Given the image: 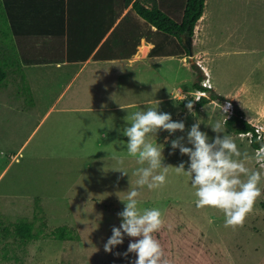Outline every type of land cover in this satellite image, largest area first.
Returning a JSON list of instances; mask_svg holds the SVG:
<instances>
[{"label":"rangeland","instance_id":"1","mask_svg":"<svg viewBox=\"0 0 264 264\" xmlns=\"http://www.w3.org/2000/svg\"><path fill=\"white\" fill-rule=\"evenodd\" d=\"M225 1L230 6L226 16L233 19L237 34L225 43L218 29L220 22H214V36L205 38L211 59L208 66L220 91L241 89L246 92L242 99L249 96L257 100L255 109L242 113L264 126V2ZM1 28L9 39L8 25L1 23ZM201 57L192 55L193 60ZM156 63L132 73L125 62H90L80 72V62L66 61L60 67L49 62L28 67L27 79L17 66L5 67L7 76L0 84V264H133L136 254L125 257L123 253L130 241L139 238L125 235L123 244L115 246L112 253L104 251L112 228L122 222L117 214L125 204L120 198L135 187L133 172L141 167L128 155V137L123 134V129L131 126L125 117H130L139 103L133 107L125 104L170 95L174 83L192 91L196 75L204 74L195 63L194 69L175 81L179 76L172 72V65ZM187 97L195 105L192 97ZM222 100L211 103L208 107L214 109L204 118L198 104L191 112L186 108L183 132L160 130L146 137L163 148L162 163L169 167V173L162 187L141 190L138 206L141 211L158 208L162 212L163 226L154 235L167 264H264L263 169L255 167L261 171L262 195L243 227L235 229L224 226L222 211L198 209L191 178L174 171L182 162L187 170L190 161L178 148H171V140L183 137L181 142L192 147L187 134L199 121L200 130L211 142L217 135L211 125L224 117L216 104ZM151 102L145 110L154 105L170 113L173 121H181L184 107L176 99ZM197 115L201 116L198 120ZM223 134L231 136L243 152L254 153L246 138L241 140L226 125ZM120 157L128 175L112 169L117 167L115 158ZM35 215L45 221L42 234L25 244L14 237L13 225L32 220L34 229H39L43 221ZM63 225L73 229L76 237L53 233Z\"/></svg>","mask_w":264,"mask_h":264},{"label":"crops","instance_id":"2","mask_svg":"<svg viewBox=\"0 0 264 264\" xmlns=\"http://www.w3.org/2000/svg\"><path fill=\"white\" fill-rule=\"evenodd\" d=\"M140 1L145 6L157 4L158 7L164 9L166 13L177 22L181 21L183 8L186 3V0ZM64 2L66 7L69 5V8H66V13L64 16L65 29L63 33H36L34 31L29 33L19 32L20 26L28 27L30 24H36L37 22L43 24L46 23L45 19H48L49 17L53 23L54 17L57 19L59 16V14H57V16L54 14L55 10L53 9L55 8L54 5H57V7L60 6V2L58 0H9L7 2L8 7L13 9L11 16H15L13 18V22L18 28V31H15L14 27H11L12 23L9 19L5 22L11 31V35L9 36L8 40H11L17 53V61L13 62L19 63L21 65L25 78L28 76L26 73L28 67L38 64H45L46 66L49 62H55L56 67H60L66 61L80 62L81 65L77 72L85 69L90 62H125L128 68H130L131 72L134 73L139 71L142 66H146L149 63L152 64L157 61L156 64L159 66H161V63L163 62H167L172 65V72L179 76L177 79H175V81H178V79L181 78V74H183V72L187 74L190 69H194V67L191 65L194 63V58H192V55L194 56L196 54L198 56H202L201 58L195 59H199L200 63L207 69L213 84L214 93L224 98H230L241 111H246V109L252 107L255 109L256 105H258L256 103L257 100L249 96L242 99V94L246 93L243 92V90H233L232 88L223 93V91H220L217 88V85H215L213 82L212 70L208 66L211 60L210 51L206 48L207 43L205 38L210 39L212 36H214L212 31H214L216 28L214 22H217V20L218 23L220 22L218 24V29L221 31V38L224 39L225 43L228 42L231 37H233V35L237 34L235 33L237 32V28H235L232 24L233 19L226 16V11L228 14V8H230V6L225 0H204L202 14L197 19L193 34L191 36L186 32H180L178 35H176L174 33H166V31L157 29L154 25L148 23L141 15L137 13L135 9L132 8L133 0H130L128 3L127 0H112L111 2L105 0H64ZM103 2H105V4H102ZM225 8H227V10H225ZM50 10L53 11V13L50 12ZM236 14L237 19L239 20L240 10ZM225 19L227 21H224ZM67 25L70 26L72 33H77L79 38V40L76 38L75 42L72 40V47H79L80 45L89 46L97 38H99L95 48L89 53L87 57H79V49H75L77 56L69 57L67 50ZM59 26H57V29L60 28ZM107 38L108 47H106V49L114 48L115 51H118L119 53L121 51L120 49H122L121 52L123 55L119 54V56L112 55L106 57L93 56L96 49L102 45ZM224 41H222L223 45L225 44ZM189 43L191 44L192 54H190L189 49L188 52L183 49V46H187ZM202 44H204V46H202ZM154 45L159 46V48L153 54L151 53V49L154 47ZM197 46L201 47L197 49ZM134 48L135 51H133ZM115 51H111L110 53ZM132 51L133 53L131 55H125V53H130ZM15 66L18 67L17 64H15ZM11 67L15 69L14 66ZM192 75H194V71ZM196 76H198V74ZM190 92V90L184 91L180 86H178V83H174L170 88V95L141 99L139 101H130L125 105L133 107L132 104L139 103V108L134 109V111L131 112L132 115L137 111H146L145 108L150 106L147 101H154L157 99H173L174 97L177 102L181 103L185 96H189ZM180 94L182 95L181 98H179ZM178 98L181 100L179 101ZM211 103L215 102H207L198 105L200 109L198 112H203V118L206 117L205 113L208 110L214 109V106L212 105L211 107H208ZM195 105L197 106V104ZM195 105H193V107ZM182 106L184 107V113L181 117V121H184L188 114L186 112V104H182ZM152 107L158 108L154 105ZM158 111L161 112L159 108ZM199 117L201 116L197 115L196 120H198ZM243 118L249 122L250 125L253 123V119L249 116H243ZM235 134H237V137L239 136L238 133ZM245 141L246 145H249L250 147L252 146L247 138ZM241 147L243 148L242 144ZM253 149L255 150V148ZM247 164L252 170H255V167L260 168L259 165L254 163Z\"/></svg>","mask_w":264,"mask_h":264},{"label":"clouds","instance_id":"3","mask_svg":"<svg viewBox=\"0 0 264 264\" xmlns=\"http://www.w3.org/2000/svg\"><path fill=\"white\" fill-rule=\"evenodd\" d=\"M210 91V98L217 100L211 96L213 87ZM185 99H187L186 96L183 100ZM207 102H210L209 98ZM147 103L151 104V101ZM120 107L125 109L122 105ZM230 107V104L224 106L223 111L227 112ZM186 108L191 112L193 101L189 100ZM125 119L131 124L123 129V134L128 137L127 152L141 167L133 172V175L137 177L135 187H131L123 198L119 197L125 204L123 211L117 214L122 218V222L119 227L112 228V235L105 243L104 251L112 253L115 246L123 244L124 236L127 235L139 238L130 241L126 252L123 253L125 257L129 253L136 254L133 264H167L163 248L154 235L163 226L162 212L158 208L141 211L138 206L140 203L138 197L145 186L149 190L162 187L167 182L169 173V167L162 163L163 148L148 142L146 137L160 130H165L169 134L177 130L183 132L185 124L183 121H173L170 113L159 112L158 108L153 107H148L146 111L134 112ZM225 125H227V118L224 119V117L223 120H218L211 125L212 131L217 135L210 142L207 133L200 130L198 121L191 126L187 134L188 143L192 147L185 146L181 142L183 137H178L171 140V148L173 150L178 148L182 155L189 157L187 170L182 162L174 166V171L177 175L187 174L191 178L192 187L196 189V207L222 211L225 216L224 226L235 229L243 227L247 216L253 212L258 198L262 195V189L259 186L262 178L261 171L252 170L246 165L254 163L264 169V127L252 125L254 133L249 131L240 134L241 140L247 138L250 144L253 142L259 144L254 153L249 155L248 152L242 153L239 150L231 136L220 135L225 132ZM115 159L117 167L112 169L119 171L122 175H128L124 167V158Z\"/></svg>","mask_w":264,"mask_h":264},{"label":"trees","instance_id":"4","mask_svg":"<svg viewBox=\"0 0 264 264\" xmlns=\"http://www.w3.org/2000/svg\"><path fill=\"white\" fill-rule=\"evenodd\" d=\"M9 0H0V23L2 22V26H4V23L9 19L11 21V27H14L15 31H18V28L16 24L13 22V18L15 16H11L12 8L8 7V2ZM60 2V6L57 7V5H54L55 8V15L59 14V16L54 17V22L52 23L50 17L48 19H45L46 23H36V24H30L28 27L27 26H20L19 32L22 33H29V32H36V33H63L64 32V16L66 13V8H69V5L66 7L64 0H58ZM111 2L112 0H105ZM130 0H127V3ZM102 4H105L103 2ZM105 6V5H103ZM203 6H204V0H186V3L183 8V13H182V18L180 22H177L171 18L164 9H161L160 7L157 6V4H153L150 6H145L141 3L140 0H133L132 2V8L137 11L139 15H141L148 23L154 25L157 29H161L163 31H166V33H174L178 35L180 32H186L188 35L193 34L194 26L197 21V19L201 16L202 11H203ZM50 12L53 13V11L50 10ZM59 21H60V26H59ZM43 25V26H42ZM57 26L60 28L57 29ZM9 28V27H8ZM12 30V29H11ZM5 30L1 28L0 26V84L3 83L4 79L7 76V72L5 70V67L10 65V66H15V64L18 65L17 69L19 71L23 72V68H21V65L19 63H15L13 61H17V53L15 51V47L11 40L7 39V33L5 35ZM11 32V31H10ZM17 33V32H16ZM72 37V38H71ZM76 38L79 40L77 33H72L70 30V26L67 25V43H68V54L69 57H74L77 56L75 49L78 50V55L79 57L85 58L89 55V53L95 48L96 43L99 41V38H97L91 45L89 46H79V47H72L71 43L72 40L75 42ZM108 38L105 40V42L100 45L96 51L94 52L93 56L96 57H106V56H119L123 55L121 52L122 49H120V53L118 51H115L114 48L112 49H106L108 47L107 45ZM84 45V43H83ZM159 48V46L154 45V47L151 49V53L154 54L156 50ZM183 49H185L186 52H188L187 46H183ZM111 51H115L110 53ZM135 51V48L134 50ZM132 52L130 53H125V55H131ZM194 68L197 66L195 63L191 64ZM202 77V74L200 76L198 75V79L193 82V87H199V81ZM22 78L25 79L24 74H22ZM211 96L214 99H220L222 100L224 97L218 96L216 93L212 92ZM189 101V99L182 100L181 103L185 104V102ZM208 101V98L206 97H201L198 101L195 102V104H203ZM227 128L235 133H239L242 131H246L249 129H252V126L250 125L249 122H247L243 118V113L242 111L234 104V113L227 118ZM252 147H258L259 144L253 142L251 143ZM38 212L41 211L40 208H37ZM41 213V212H40ZM39 218L43 222L41 223V226L34 229L35 222L31 221H19L15 222L13 225L14 228V237H18L20 240L25 242V244L30 241L37 239L41 234H42V229L43 225L45 224V221L43 220V216L41 215L37 217L35 215V219ZM12 228V229H13ZM11 229V230H12ZM10 229H8L9 231ZM53 233L57 234L63 238H72L76 237V233L73 231V229L69 228L66 225L63 226H58L55 229H53ZM10 232V231H9ZM74 232V233H73ZM21 245H24L23 243H18Z\"/></svg>","mask_w":264,"mask_h":264},{"label":"built area","instance_id":"5","mask_svg":"<svg viewBox=\"0 0 264 264\" xmlns=\"http://www.w3.org/2000/svg\"><path fill=\"white\" fill-rule=\"evenodd\" d=\"M196 63L200 66L204 74L201 80L199 81V87H196L194 90H192L190 96L193 98L194 103L198 101L201 97H207L209 98L210 102H215L212 98H210V90L212 89L213 84L211 82L209 73L207 69L200 63L199 59L196 60ZM217 104L219 105L221 111L225 114L224 119L230 117L234 113V104L230 98H225L224 100H222V102H219ZM228 104H230L231 107L228 109L227 112L223 111V107ZM252 125L263 127V125L260 123H252L251 126ZM249 131H252L254 133V128L252 127V129L239 132L238 134L240 135L241 133H246ZM258 147H255V149H257Z\"/></svg>","mask_w":264,"mask_h":264},{"label":"water","instance_id":"6","mask_svg":"<svg viewBox=\"0 0 264 264\" xmlns=\"http://www.w3.org/2000/svg\"><path fill=\"white\" fill-rule=\"evenodd\" d=\"M187 47H188V49H189L190 54H192L191 44L189 43V44L187 45Z\"/></svg>","mask_w":264,"mask_h":264},{"label":"bare ground","instance_id":"7","mask_svg":"<svg viewBox=\"0 0 264 264\" xmlns=\"http://www.w3.org/2000/svg\"><path fill=\"white\" fill-rule=\"evenodd\" d=\"M245 61V60H244Z\"/></svg>","mask_w":264,"mask_h":264}]
</instances>
